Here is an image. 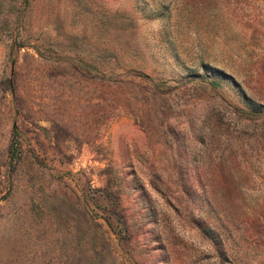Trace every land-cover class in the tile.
I'll use <instances>...</instances> for the list:
<instances>
[{
    "label": "rangeland",
    "instance_id": "1",
    "mask_svg": "<svg viewBox=\"0 0 264 264\" xmlns=\"http://www.w3.org/2000/svg\"><path fill=\"white\" fill-rule=\"evenodd\" d=\"M0 264H264V0H0Z\"/></svg>",
    "mask_w": 264,
    "mask_h": 264
},
{
    "label": "trees",
    "instance_id": "2",
    "mask_svg": "<svg viewBox=\"0 0 264 264\" xmlns=\"http://www.w3.org/2000/svg\"><path fill=\"white\" fill-rule=\"evenodd\" d=\"M15 148H16V146H15V145H12V149L15 150ZM13 155H14V154H12V158H13Z\"/></svg>",
    "mask_w": 264,
    "mask_h": 264
}]
</instances>
